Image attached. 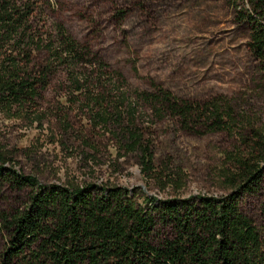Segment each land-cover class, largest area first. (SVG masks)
I'll list each match as a JSON object with an SVG mask.
<instances>
[{
    "label": "rangeland",
    "instance_id": "rangeland-1",
    "mask_svg": "<svg viewBox=\"0 0 264 264\" xmlns=\"http://www.w3.org/2000/svg\"><path fill=\"white\" fill-rule=\"evenodd\" d=\"M44 1L49 25L62 23L123 78L99 71L104 78L81 92L60 69L34 103L0 109V146L17 169L42 183L124 186L140 202L143 193L224 196L235 188L242 159L264 169V70L249 48V25L238 16L248 0ZM45 58L39 52L33 62ZM155 85L191 101L220 100L233 119L209 129L159 115L135 96L155 92ZM124 95L137 103L134 127L153 154L148 172L141 151L128 147ZM26 195L6 190L3 204L19 206ZM241 207L264 226V173ZM4 247L0 234V255Z\"/></svg>",
    "mask_w": 264,
    "mask_h": 264
},
{
    "label": "trees",
    "instance_id": "trees-1",
    "mask_svg": "<svg viewBox=\"0 0 264 264\" xmlns=\"http://www.w3.org/2000/svg\"><path fill=\"white\" fill-rule=\"evenodd\" d=\"M248 3L238 16L249 25V48L264 70V0ZM46 16L44 0H0L2 110L34 103L60 69L81 92L104 78L96 77L99 71L111 80L123 78L89 44L62 23L49 25ZM39 52L45 53V62L35 64ZM155 88L135 96L150 102L159 115L170 112L186 125L209 129L227 127L233 119L230 105L220 100L191 101ZM121 100L132 122L128 147L141 151L148 172L153 154L134 127L137 103L125 95ZM239 168L241 175L227 195L161 198L143 193L140 202L119 185L42 183L17 169L0 146V234L5 241L0 264H264V226L241 207L242 197L259 189L264 169L250 159H242ZM6 190L26 192L25 203L3 204Z\"/></svg>",
    "mask_w": 264,
    "mask_h": 264
}]
</instances>
